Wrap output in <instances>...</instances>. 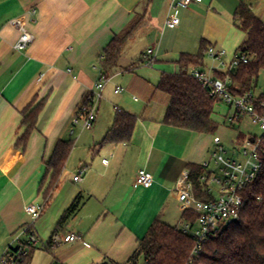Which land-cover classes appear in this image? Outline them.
<instances>
[{
  "label": "crops",
  "instance_id": "crops-1",
  "mask_svg": "<svg viewBox=\"0 0 264 264\" xmlns=\"http://www.w3.org/2000/svg\"><path fill=\"white\" fill-rule=\"evenodd\" d=\"M171 2L0 0V249L26 225L25 207L44 203L40 191L47 164L60 140H72V130L88 133L80 136L81 147H73L70 160L78 150L109 158L101 159L104 172L97 174L84 162L88 171L83 186L60 212L62 218L79 198V212L60 231L75 233L79 239L61 243L68 252L55 260L126 264L157 218L172 226L171 217H181L179 179L189 164L212 165L216 141L211 135L164 125L170 98L157 86L164 73L179 74L180 56L197 55L203 41L224 49L230 62L245 40L236 26V10L245 4L264 23V0H202L182 10L180 25L168 29ZM137 14H144L142 29L133 34L109 77H102L104 49ZM15 20H21L34 37L22 52L15 50L22 35ZM149 50H153L151 64L145 59ZM199 69L215 78L207 67ZM104 79L94 128L82 132L73 125L77 111ZM109 86L112 94L106 96ZM117 88L124 92L116 94ZM35 98L46 99L45 107L26 149L16 148L25 131L23 112ZM118 110L137 116L132 137L126 143H103ZM141 169L152 174V187L136 185Z\"/></svg>",
  "mask_w": 264,
  "mask_h": 264
},
{
  "label": "trees",
  "instance_id": "trees-1",
  "mask_svg": "<svg viewBox=\"0 0 264 264\" xmlns=\"http://www.w3.org/2000/svg\"><path fill=\"white\" fill-rule=\"evenodd\" d=\"M138 16L137 14L121 33L115 35L104 49L101 60L102 77L107 79L118 66L127 43L140 29L139 25L144 14L136 20ZM234 19L237 28L245 34V40L238 52L247 55L249 63L228 71H215L214 76L216 79L228 82V90L232 95L244 96L256 90L260 74L264 71V23L245 4L238 7ZM209 48V43L203 41L197 55L180 56L179 74L164 73L161 76L157 89L170 98L164 125L205 135H214L218 130V125L212 116L215 105L221 103L222 99L219 96H212L209 88L204 87L189 74L191 67H206L205 61ZM45 103L46 99L35 98L23 112L22 127L25 131L18 138L16 148L26 149ZM137 121V116L130 112L117 111L113 126L103 143L128 142ZM73 147L72 140H60L52 160L47 164L46 176L40 191L46 206L53 192L58 188L60 177L66 168ZM260 147V159L263 166L256 182L248 186L243 194L248 198V203L242 209L238 221L211 234L202 252L193 256L195 240L183 230L157 218L146 236L139 241L138 249L126 264H139L141 259L143 264H264V137L261 138ZM187 167L194 184L195 197L202 201H209L211 197L206 194L204 186L199 181L200 176L205 173V168L190 164ZM80 208L81 203L77 198L63 214L53 235L59 234ZM197 219L198 215L192 212L185 211L181 215L184 223L194 224ZM57 245L51 237L45 248L51 252Z\"/></svg>",
  "mask_w": 264,
  "mask_h": 264
},
{
  "label": "built area",
  "instance_id": "built-area-1",
  "mask_svg": "<svg viewBox=\"0 0 264 264\" xmlns=\"http://www.w3.org/2000/svg\"><path fill=\"white\" fill-rule=\"evenodd\" d=\"M201 2L202 0H172L170 14L165 27L168 29L178 27L181 22L180 12L194 3ZM32 13L35 14V11ZM14 25L22 31L20 39L15 44V50L19 52L25 51L33 43L34 37L25 29V24L21 20H15ZM207 55L219 62L220 71L236 69L240 65L249 63L247 55L240 52H237L233 59L227 62L225 60L227 52L214 46L209 48ZM145 59L148 63H152L153 50L147 52ZM189 74L204 87L209 88L212 96H219L223 102L230 106L233 111L230 122H239L243 115H247L264 132V94L256 95L255 91H252L244 96H234L228 90V82L210 77L198 67L192 68ZM42 78L43 76L39 81ZM106 82V79L100 81L95 89L86 96L77 111L73 125L79 127L82 132L92 131L94 128ZM123 92V88H117L115 91L116 94ZM70 134L71 136L76 135L74 130ZM253 139L254 142L246 139L245 146L241 150L245 161L227 158L222 142L220 140L216 141V148L212 154V162L215 167L211 169L209 163L203 165L205 173L199 178L200 183L204 186V191L211 197L209 201H202L195 197L194 184L189 171L184 172L179 179L176 193L179 203L183 206V212L187 211L198 215V219L194 224L185 223L183 229L196 242L193 256L202 252V248L211 234L240 219L241 211L248 203V198L243 194L248 186L256 182L263 166V162L260 159L261 138ZM104 163L108 164L109 161L104 160ZM84 175L85 169L81 168L73 181L81 183ZM153 184L152 174L146 169L139 170L136 177V185L150 188ZM213 186L216 188L214 189ZM45 207V203L44 205L30 204L25 207V213L29 216L32 223L22 227L13 236L11 243L2 252L0 264H30L29 260L32 252L37 250L41 244L34 233L33 226L43 215ZM78 239L79 237L75 233H59L52 236L55 244L74 243ZM50 264L62 263L53 260Z\"/></svg>",
  "mask_w": 264,
  "mask_h": 264
},
{
  "label": "rangeland",
  "instance_id": "rangeland-1",
  "mask_svg": "<svg viewBox=\"0 0 264 264\" xmlns=\"http://www.w3.org/2000/svg\"><path fill=\"white\" fill-rule=\"evenodd\" d=\"M138 15L139 16L137 17L136 20H139L141 14H138ZM142 24H143V21L140 22V25H139L140 29H142V26H141ZM137 31H139V29ZM134 50H137V46L134 47ZM208 59H210L212 63H210ZM225 60H228V57L225 58ZM205 66L208 69L207 71L214 72V71L221 70L219 66V62L216 60H213L210 57L206 58ZM108 92L112 94V86H109L107 88L106 96ZM255 93L256 95L264 94V71L261 72L260 74L258 86L255 90ZM141 104H143V102H141ZM232 114H233V111L230 109V106L227 103L222 101L221 103H218L215 105L212 118L214 122L218 125V130L216 131L214 135H211V136L214 138V141L220 140L222 142V146L224 147V150L226 151L227 158H232L238 161H245V158L243 157L242 151H241L242 148L245 146V140L250 139V138L260 139L264 136V132L260 129L258 125L254 124L252 120L250 119V117L247 115H243L241 118V121L239 122L238 121L230 122L229 120ZM87 133L88 132L81 133L79 130H77L76 136L72 138V141H74V149H77V146L79 145L78 139L80 138V136L83 134L86 135ZM69 138L70 137H67V139ZM78 147H81V144ZM70 157L68 159L66 168L62 176L60 177L58 188L53 192L50 202L45 207V211L43 215L41 216V218H39L34 223L33 230H34L36 237L41 242V244L38 246L37 250H35L31 254L30 259H32V261L30 262V264H50L53 260L60 259V256L62 254H66L68 252V249H69L68 246H63L62 244H58L57 247L53 251L48 252L45 248V243H47L50 240V238L52 237L54 233L57 223L59 219L61 218L60 216L62 213L60 214V212L64 204L69 200L71 194L75 190L83 186V183H75L73 181L74 177L79 174V170L81 168L85 169V174H86V172L88 171V168H90L94 170L95 174L102 173L104 172V168H103V165L101 164V159L109 158L108 156L105 157L103 155H101L100 157H96V156L94 157V154L90 153V151L83 152V150H78L71 160H70ZM84 162L88 164L89 166L88 168L86 167V165L83 166ZM213 167H214V163L212 162L211 169ZM213 188L215 189L216 187L213 186ZM40 204L44 205V203H40ZM179 211H183L182 205H180ZM171 218H172L171 225L173 227H177L178 229H181V230L184 229L185 223L181 220V217L179 215L176 214L175 217H171ZM24 219L26 221L25 226L32 223L30 218L26 214L24 216ZM72 223H70L68 227H72L73 225ZM12 238L13 236H11V240ZM3 250L4 249H0V257L2 255ZM139 264H143L142 259L140 260Z\"/></svg>",
  "mask_w": 264,
  "mask_h": 264
},
{
  "label": "water",
  "instance_id": "water-1",
  "mask_svg": "<svg viewBox=\"0 0 264 264\" xmlns=\"http://www.w3.org/2000/svg\"><path fill=\"white\" fill-rule=\"evenodd\" d=\"M251 141L254 142V139L252 138Z\"/></svg>",
  "mask_w": 264,
  "mask_h": 264
}]
</instances>
